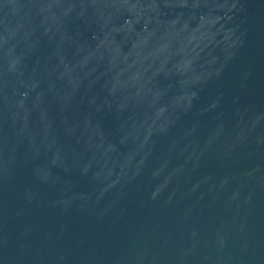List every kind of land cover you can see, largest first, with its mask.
I'll list each match as a JSON object with an SVG mask.
<instances>
[{
  "label": "water",
  "instance_id": "95a60500",
  "mask_svg": "<svg viewBox=\"0 0 264 264\" xmlns=\"http://www.w3.org/2000/svg\"><path fill=\"white\" fill-rule=\"evenodd\" d=\"M0 264H264V0H0Z\"/></svg>",
  "mask_w": 264,
  "mask_h": 264
}]
</instances>
